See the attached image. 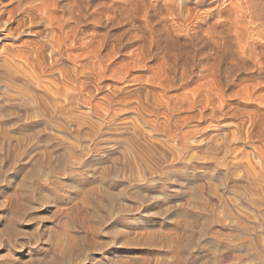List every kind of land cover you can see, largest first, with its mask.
Here are the masks:
<instances>
[{
	"label": "rangeland",
	"instance_id": "obj_1",
	"mask_svg": "<svg viewBox=\"0 0 264 264\" xmlns=\"http://www.w3.org/2000/svg\"><path fill=\"white\" fill-rule=\"evenodd\" d=\"M71 1L0 0V260L71 248L76 264H264V77L248 53L217 65L195 42L228 36L204 31L219 2L175 0L193 10L173 16L163 0H104L135 8L101 14L105 60L74 47L56 61L27 7L64 15Z\"/></svg>",
	"mask_w": 264,
	"mask_h": 264
},
{
	"label": "bare ground",
	"instance_id": "obj_2",
	"mask_svg": "<svg viewBox=\"0 0 264 264\" xmlns=\"http://www.w3.org/2000/svg\"><path fill=\"white\" fill-rule=\"evenodd\" d=\"M21 1H23V0H21ZM48 2L49 1H47V3ZM71 2H72L71 6H68L66 8V12L64 13V15L60 14V12L58 13L60 15H57V13L55 14L52 11H50L49 9L48 10L50 11V14L49 13L48 14L47 13L45 14V13L41 12V9L40 8H42V7L39 8L36 5L35 6H29V7H27V10L28 11H32V13H33V14H31V15L28 16V18H29V24L30 25L38 24L39 26H41V27L43 26L44 27V29L42 30V33H44L43 36L46 38V42H47V44H48V46L50 48V51L53 54L54 59L56 61L59 60L62 56L63 57H68V58H70V57L71 58H74L73 55H71V53L68 52V49H70V48L72 49V48L75 47V48H78L80 50V52L75 56L76 61H78L79 59H85V60H87L86 62H88V61H94V62L102 63L103 60H105L104 59L105 56L108 55V53H103V51L107 50L106 49V46H107V36H108V33L107 32L106 33L105 32H101L99 34L98 29L104 28V31H105V29L108 28L107 26H108V23L110 21L107 18H103L105 15L104 16L102 15L103 16L102 17L101 14H103V13H107L108 14L110 12H113L114 13V12L118 11V13L124 15L125 16V19H127L126 16L130 15L133 12V10H135V8H133L134 7L133 4L131 3L130 6H120V4L118 3L119 7H114L113 5H111L112 7L110 9H108V10L105 11V7L103 6L104 0H74V1L72 0ZM218 2L221 5V7H218V8L213 9V10H216L217 9V11H215L216 12L215 20L212 21L208 26H206L205 28H207V29L204 30V31L207 34H209V35H211V34L213 35V34L221 33L222 32L221 29H224L225 28L227 30V35L228 36H226L225 39L222 37V39H224V42H222L221 40H219L222 43H218L217 42V39H213L212 37H209V39H205V38L201 39L197 35L194 38L195 42L198 44V46L200 48L205 47L206 44L208 46H211V50L213 49L214 54H215L214 59L217 61V62H215L217 65H218V63L220 62V60L222 58H228L229 57V59H234L237 56H240V55L243 56L246 53H248L247 55L250 56V69H251V71L255 72L257 75H259L261 77L262 76L264 77V0H196L194 2L195 7H193V8L202 7V6H204V5L208 4V3H218ZM174 3H175V0H163L162 3H160L161 6L159 7V9L161 11L162 10L163 11L165 10L168 14H171L173 16H175L176 12H178V13H188V14L192 13V10L193 9H192L191 6L185 4L186 8L185 9H180L179 8L180 10L178 11L176 9V5H174ZM39 4L42 5V2L39 3ZM51 5H53V8H56L58 6V3L56 1H54L53 3H51ZM42 6L44 7V5H42ZM153 6H154V10H156L159 5L157 6V3H155V4H153ZM197 10L199 11V8ZM170 16H168V17H170ZM103 19H105V20H103ZM132 21L133 20H131V22ZM131 22H129V23H131ZM3 24L4 23H0V27L3 26ZM89 24L91 25V27H93L92 29H90L91 30V33H87L85 31V29L82 28V27H85L86 25H89ZM22 27H23V25H20L18 27V30H20ZM218 27H219V30H218ZM193 29H195V28H193ZM242 29H245L248 33H250V50H248V52H247V46L245 44H243V45H239L238 44L237 46H235V50H232L231 49V42H230L229 36L230 35H236V38L239 39V36H237V34L239 35V32L240 31L242 32ZM96 32H97V34H96ZM200 32H202V31H200ZM166 35L167 34H165V33H164V35L162 34V38L165 40V42L170 47L175 46V44H173V42H171L168 39V36H166ZM17 52H18V50H17ZM233 53H235L236 55L233 56ZM229 54H230L231 57L229 56ZM16 55L22 57L23 53L21 51H19V53H17ZM3 57H5V55ZM17 58L19 59V57H17ZM241 61H242V59H241ZM79 62H81V60ZM86 62H83L82 65H84V63H86ZM234 66L235 65H230L229 64V66H226L224 68L226 69V72L227 71L229 72V71H232L233 70L232 68ZM73 69L77 73L78 68L77 67L76 68L73 67ZM167 74H168V72H167ZM181 76H183V75H181ZM224 78H225L224 80L227 81V76H225ZM64 81H66V80H64ZM60 91H61V89H60ZM24 183H26V182H24ZM27 183H28V181H27ZM28 185H29V183H28ZM27 193L28 192H26V194ZM12 197H13V195H12ZM12 201H14V200L12 199ZM12 201H11V203H13ZM9 203H10V201H9ZM10 206H11V204H10ZM11 210H13V209H11ZM8 212H10V211H8ZM10 213H12V211ZM20 215H21V213L19 215H17L16 218L18 216H20ZM4 216H6V215H4ZM30 219H32V218L30 217ZM7 223H8V221H7ZM96 229H98V228H96ZM96 229H95V232H96ZM84 239H85V237H84ZM68 241H70V240H68ZM12 242H14V241H12ZM72 242H73V240H72ZM81 243H83V242H81ZM67 244H70V243H67ZM13 245H14V243H13ZM73 245H75V244H73ZM80 245L82 246V244H80ZM86 245H88V244H86ZM86 245H84L85 248H87ZM69 246H67V247H69ZM71 246H72V243H71ZM77 246L79 247L78 244H77ZM77 246L75 248H77ZM97 247L98 246H96L95 251L101 249V248H99L100 246L98 247L99 249H97ZM19 248H21V247H19ZM19 248H17V249H19ZM44 249H46V248H44ZM70 249L71 248H69L66 256H64V254H62L63 257H60V255H58V257H60L59 259H57L58 258L57 256H56L57 258L53 256L52 257L53 259L54 258L57 259V260L55 259L57 262L54 261L53 264H73V263H75L74 260H75L76 256L73 255V253L71 252L72 250H70ZM82 249H84V248L82 247ZM93 250H94V248H93ZM65 251H67V250L65 249ZM75 251H77V250H75ZM7 252H10V250H8ZM42 252H43V250H42ZM44 252H45V250H44ZM50 252H51V250H50ZM52 252H53V250H52ZM78 252L80 253V251H78ZM99 252H101V251H99ZM85 253H86V249H85ZM81 254H79V255H81ZM10 255H11V253H10ZM10 255H8L9 256L8 258L14 257V256H11L10 257ZM121 255H123V254H121ZM6 256H7V254H6ZM84 256L85 255H83V257ZM42 257H43V254H42ZM42 257H40V258H42ZM91 257H93V256H91ZM113 258H115V257H113ZM144 258H147V257H144ZM148 258H149V256H148ZM150 258H153V257H150ZM84 259H85V262H86L87 259L85 257H84ZM128 259H130V258L128 257ZM128 259H126V260H128ZM80 260H79V262H80ZM91 260H92V258H91ZM98 260H99V258H98ZM111 260H116V259H111ZM117 260L120 261V259H117ZM121 260H122V262L124 264L126 263V262H124V261H126L125 259L122 258ZM143 260H146V259H143ZM152 260H151V262H152ZM2 261H4V260L2 259ZM32 261H33V259L29 260L30 264L32 263ZM39 261H38V264H40ZM44 261L45 260H43L42 262H44ZM94 261H93V263H96ZM119 261H117V263ZM1 262H0V264H1ZM29 262L27 261L26 263H29ZM110 262H112V261H110ZM132 262H133V259H132ZM6 263H7V261L5 262V264ZM15 263H16V261H15ZM35 263H33V264H35ZM141 263L143 264V262H141ZM144 263H145V261H144ZM18 264H19V262H18ZM133 264H134V262H133Z\"/></svg>",
	"mask_w": 264,
	"mask_h": 264
}]
</instances>
